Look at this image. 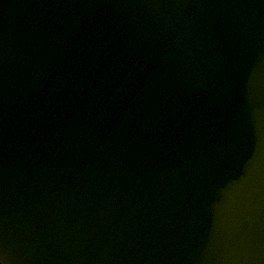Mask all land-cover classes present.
I'll use <instances>...</instances> for the list:
<instances>
[{"label": "water", "instance_id": "water-1", "mask_svg": "<svg viewBox=\"0 0 264 264\" xmlns=\"http://www.w3.org/2000/svg\"><path fill=\"white\" fill-rule=\"evenodd\" d=\"M4 264H264V0H0Z\"/></svg>", "mask_w": 264, "mask_h": 264}, {"label": "snow or ice", "instance_id": "snow-or-ice-1", "mask_svg": "<svg viewBox=\"0 0 264 264\" xmlns=\"http://www.w3.org/2000/svg\"><path fill=\"white\" fill-rule=\"evenodd\" d=\"M0 264H4V262L2 260H0Z\"/></svg>", "mask_w": 264, "mask_h": 264}]
</instances>
